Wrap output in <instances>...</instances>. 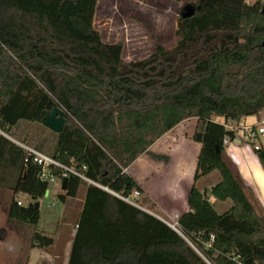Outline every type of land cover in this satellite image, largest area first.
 Returning <instances> with one entry per match:
<instances>
[{
  "label": "trees",
  "instance_id": "trees-1",
  "mask_svg": "<svg viewBox=\"0 0 264 264\" xmlns=\"http://www.w3.org/2000/svg\"><path fill=\"white\" fill-rule=\"evenodd\" d=\"M98 2L0 0V128L13 138L22 123L48 128L50 112L62 108L67 122L59 134L48 128L56 138L48 156L95 184L69 264H264L254 195L224 158V139L235 133L214 120L239 123L264 110L263 2L195 0L196 15L179 19L174 52L157 46L149 59L130 63L123 43H105L95 29ZM189 119L197 121L191 140L201 152L190 210L178 221L183 238L122 198L144 194L125 170L142 155L168 164L150 148ZM255 153L264 171V148ZM6 171L16 176L9 218L37 228L43 213L36 203L49 186L28 154L0 137V187ZM215 172L222 181L199 190L196 183ZM68 179L61 203L87 183L72 173ZM19 194L29 203L19 206ZM211 198L233 206L218 214ZM53 243L37 231L32 239L41 249Z\"/></svg>",
  "mask_w": 264,
  "mask_h": 264
},
{
  "label": "rangeland",
  "instance_id": "rangeland-1",
  "mask_svg": "<svg viewBox=\"0 0 264 264\" xmlns=\"http://www.w3.org/2000/svg\"><path fill=\"white\" fill-rule=\"evenodd\" d=\"M256 1L258 0H249L250 4ZM194 2L195 0H183L181 3L169 0H99L94 27L100 32L105 43H123L125 62L144 61L155 53L157 46H162L170 53L177 49L180 38L176 36V30L182 9L188 4H194ZM259 117L264 120V110ZM214 120L217 123L222 122L221 118H214ZM196 125V119L186 120L170 134L169 142L174 147L179 146L178 141L189 139ZM16 132V137H10V139L19 143L26 139L25 143L28 147L39 149L46 155H51L56 138L48 128L42 125L22 123ZM226 149L225 160L229 162L235 172L239 173L242 180V175L246 179L248 184L244 180L243 183L254 195L255 210L264 222V209L261 205L263 200L259 196L260 193L264 196V171L256 153L251 146H245L241 151L238 149L233 151V147H230L228 151ZM174 157V159L180 157L178 150L174 153ZM3 176L5 182L0 187V240L4 241V245H0V264H22L20 260L25 257V251L32 244L36 231L46 236L56 237L60 244L71 242L75 238L88 183L82 187L78 200H68L65 203H61L58 199V195L64 193L63 190L59 186H52L49 189L50 195L46 196L40 203L43 213L41 224L34 228L15 221L7 222L8 209L13 197L12 186L16 176L12 171H6ZM221 181V175L215 172L200 179L197 182V188L201 191H209ZM103 190L109 192L106 189ZM186 199V192L175 196L174 201L171 198H159L158 202L161 208L153 203V206H150L151 211H149L147 209L148 198L146 199L140 194L139 197L132 198L133 204L130 205L148 212L181 235L179 227L172 219L177 221V217L188 210ZM22 202L27 204L29 199L25 197ZM211 203L218 214L227 212L233 206L230 200L221 202L211 198ZM181 236L185 238L184 235ZM3 248H10L9 254ZM18 254L23 255L17 259ZM57 263L62 264L61 261Z\"/></svg>",
  "mask_w": 264,
  "mask_h": 264
},
{
  "label": "crops",
  "instance_id": "crops-1",
  "mask_svg": "<svg viewBox=\"0 0 264 264\" xmlns=\"http://www.w3.org/2000/svg\"><path fill=\"white\" fill-rule=\"evenodd\" d=\"M246 1L248 4H250L249 0ZM259 115L243 119V121L250 124H254L257 121L261 120ZM180 125H178L177 127H179ZM176 128L166 133L150 148V151L157 155L168 156L170 158L168 164L164 162H155L151 160L148 155H142L128 169L125 170V173L132 176L142 186L144 190L143 196L146 197V199L148 198V201L151 202V204L156 203L157 206H159V208H161V205L158 202L159 198H171L172 201H174L175 196H179L180 193L186 192V196H187L186 207L188 208V210L185 212H188L190 210L188 206V194L194 185V177L197 170L198 157L201 152V145L193 142L191 140V136H192L191 135L189 139L178 141L179 146L176 147L172 146L171 142H169V136L173 131H175ZM10 140L14 143L17 142L14 139H10ZM170 147L172 148L170 149ZM230 147H233V151H235V149L241 151V149H243L245 145L232 144ZM177 150L179 151L180 157L174 159L175 158L174 153ZM233 163L235 164L234 161ZM242 177L244 182L247 183L243 175ZM88 184L92 185L90 183ZM84 185L85 184H83L80 187L78 195L75 199H67L65 202H67L68 200H78L79 194ZM88 187H86L84 194L85 197L83 200V208L85 204ZM259 196H261L263 200V204L261 203L260 204L264 209V196L262 195V193H260ZM82 211L80 213V217ZM8 221H12V220L9 218L7 214V222ZM49 237H52L54 239L53 245L41 249L38 247H32L31 244L28 250L25 251L26 253L25 257L24 258L22 257L23 259L20 260L22 264H58L57 263L58 261H61L62 264H69V259L75 238L71 242L60 244L56 237L52 235H50ZM0 245L2 246L4 245L3 240H0ZM9 249L10 248H6V249L3 248V250L6 251V253H8ZM22 255L23 254H18L17 259H19Z\"/></svg>",
  "mask_w": 264,
  "mask_h": 264
},
{
  "label": "built area",
  "instance_id": "built-area-1",
  "mask_svg": "<svg viewBox=\"0 0 264 264\" xmlns=\"http://www.w3.org/2000/svg\"><path fill=\"white\" fill-rule=\"evenodd\" d=\"M264 4V0H261ZM247 2V1H246ZM219 119V118H218ZM222 122L219 124L223 125L226 130L232 131L235 133V139L231 140L229 137L224 139V147L228 150L232 144L236 145H245L254 150V152L259 151L264 148V120H259L254 124H250L244 121L239 123L234 122H227L224 118H221ZM0 137L6 138L10 140V136H8L1 128H0ZM18 146H20L29 157L32 158L33 162L38 166L37 176L42 181L48 184L49 189L52 186H59L62 189V182L65 178H68L70 173L80 177L87 183L93 184L89 181L83 174L75 171L74 169H68L62 166L59 162L55 159L51 158L50 156L36 150L33 148L28 147V145L16 142ZM48 189V194L50 195V190ZM63 190V189H62ZM140 193L138 191H134L130 198H122L125 202L129 204L132 203L133 197H139ZM26 196L23 194H19L16 196V201L19 206L23 205L22 200ZM54 204V203H53ZM172 221L179 227V217H177V221L172 219ZM79 226H77L78 228ZM181 234V232H180ZM182 235V234H181Z\"/></svg>",
  "mask_w": 264,
  "mask_h": 264
},
{
  "label": "water",
  "instance_id": "water-1",
  "mask_svg": "<svg viewBox=\"0 0 264 264\" xmlns=\"http://www.w3.org/2000/svg\"><path fill=\"white\" fill-rule=\"evenodd\" d=\"M198 10H199V8H197L194 4H188L182 9L181 17L183 19H189V18L195 16ZM67 116H68V114L62 108L56 107L48 115V117L45 121V125H46V127H48L53 132L59 134L65 128V125L67 122ZM218 152H219V148H218ZM68 184H69V179L65 178L62 182L63 191L68 190ZM102 189H105V188H102ZM106 190L108 191V189H106ZM47 194H48V192L46 193V195ZM36 209L37 210L40 209V203H36Z\"/></svg>",
  "mask_w": 264,
  "mask_h": 264
}]
</instances>
